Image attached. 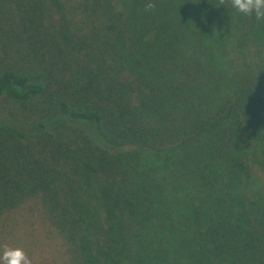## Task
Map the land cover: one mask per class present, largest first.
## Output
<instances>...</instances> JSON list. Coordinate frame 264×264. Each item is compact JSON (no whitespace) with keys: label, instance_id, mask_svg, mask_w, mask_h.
Listing matches in <instances>:
<instances>
[{"label":"trees","instance_id":"16d2710c","mask_svg":"<svg viewBox=\"0 0 264 264\" xmlns=\"http://www.w3.org/2000/svg\"><path fill=\"white\" fill-rule=\"evenodd\" d=\"M145 2L0 0V252L264 264V21Z\"/></svg>","mask_w":264,"mask_h":264},{"label":"clouds","instance_id":"9594fccd","mask_svg":"<svg viewBox=\"0 0 264 264\" xmlns=\"http://www.w3.org/2000/svg\"><path fill=\"white\" fill-rule=\"evenodd\" d=\"M229 2L238 13L254 15L256 20L264 21V0H229ZM220 4L224 5L225 0H220ZM155 7L154 0H146L145 11H152ZM0 264H32V261L22 248L5 245L0 252Z\"/></svg>","mask_w":264,"mask_h":264}]
</instances>
